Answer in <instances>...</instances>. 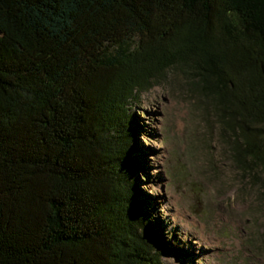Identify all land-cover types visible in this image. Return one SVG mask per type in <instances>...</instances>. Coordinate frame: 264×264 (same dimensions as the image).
<instances>
[{
  "label": "trees",
  "instance_id": "trees-1",
  "mask_svg": "<svg viewBox=\"0 0 264 264\" xmlns=\"http://www.w3.org/2000/svg\"><path fill=\"white\" fill-rule=\"evenodd\" d=\"M175 73L264 195V0H0V264L190 255L146 216L129 108Z\"/></svg>",
  "mask_w": 264,
  "mask_h": 264
},
{
  "label": "rangeland",
  "instance_id": "rangeland-1",
  "mask_svg": "<svg viewBox=\"0 0 264 264\" xmlns=\"http://www.w3.org/2000/svg\"><path fill=\"white\" fill-rule=\"evenodd\" d=\"M187 84L175 73L129 107L146 216L169 245L190 253L163 261L264 264L263 190L236 163L212 98Z\"/></svg>",
  "mask_w": 264,
  "mask_h": 264
},
{
  "label": "bare ground",
  "instance_id": "bare-ground-1",
  "mask_svg": "<svg viewBox=\"0 0 264 264\" xmlns=\"http://www.w3.org/2000/svg\"><path fill=\"white\" fill-rule=\"evenodd\" d=\"M195 254V253H194ZM199 255V254H198Z\"/></svg>",
  "mask_w": 264,
  "mask_h": 264
}]
</instances>
